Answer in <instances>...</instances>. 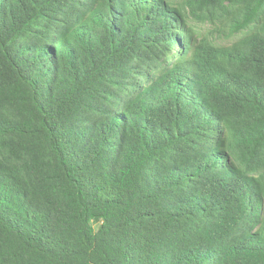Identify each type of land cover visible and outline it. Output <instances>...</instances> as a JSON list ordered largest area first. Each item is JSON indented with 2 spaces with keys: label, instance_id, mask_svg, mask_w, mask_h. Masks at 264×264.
Returning a JSON list of instances; mask_svg holds the SVG:
<instances>
[{
  "label": "trees",
  "instance_id": "trees-1",
  "mask_svg": "<svg viewBox=\"0 0 264 264\" xmlns=\"http://www.w3.org/2000/svg\"><path fill=\"white\" fill-rule=\"evenodd\" d=\"M0 264H264V0H0Z\"/></svg>",
  "mask_w": 264,
  "mask_h": 264
}]
</instances>
